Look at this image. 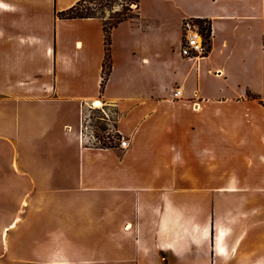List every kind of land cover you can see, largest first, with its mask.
Listing matches in <instances>:
<instances>
[{
	"label": "crops",
	"instance_id": "1",
	"mask_svg": "<svg viewBox=\"0 0 264 264\" xmlns=\"http://www.w3.org/2000/svg\"><path fill=\"white\" fill-rule=\"evenodd\" d=\"M77 1L0 0V264H264V0H138L103 87L102 20L56 16ZM96 98L127 147L80 141Z\"/></svg>",
	"mask_w": 264,
	"mask_h": 264
},
{
	"label": "rangeland",
	"instance_id": "2",
	"mask_svg": "<svg viewBox=\"0 0 264 264\" xmlns=\"http://www.w3.org/2000/svg\"><path fill=\"white\" fill-rule=\"evenodd\" d=\"M123 3L124 1H115V3L111 2L110 4H107L106 6H103V7H99V5L90 3V2L89 3L86 2L84 5L89 6V8H91L90 10L91 14L95 15L96 17L99 16L98 18L101 19L102 22L103 21L108 22L111 20L110 17L114 15V11L122 10L121 5ZM130 8H131L130 9L131 13L135 12L136 3L135 2L131 3ZM128 27H129L128 22H123L122 25L115 30V33H114L115 37L120 38L121 35L128 34L130 32ZM172 51H177V46L175 43H173L168 49V52H172ZM125 75L127 76L131 75L132 77L143 78L144 71L142 70L140 71L139 69L137 70L132 69L131 73H126ZM101 81H102V78H101ZM104 82L105 81H102V87L104 85ZM118 84L116 83L112 84L111 86L112 92H115L119 88ZM1 107L2 105L0 103V112L2 110ZM106 112L107 111L105 109V106H104V111L101 110L100 108H96V109L85 108L84 110V113L85 115H87V118L86 120L83 121V126H85L83 128V132H85L88 136H90L88 137L89 139L91 138V135H93L95 139L92 138L90 140L92 141V143H95L97 145H104V144L109 145L111 143L117 142V139H116L117 135L114 130V117L112 116L111 113L106 114ZM80 116H81V112L79 115V121H80ZM103 118L106 119V121L103 120ZM8 190L9 192L7 193V197L10 196V199H11L9 200V208L10 206H13V210H15L17 206V202L18 200H20L19 193L17 192L15 188H12V187H8ZM23 203L24 201L21 202V204ZM0 204H2V202H0ZM13 257H17L19 259L11 260L9 257L6 264H37L32 259L33 252L31 249H19V255L13 254Z\"/></svg>",
	"mask_w": 264,
	"mask_h": 264
},
{
	"label": "built area",
	"instance_id": "3",
	"mask_svg": "<svg viewBox=\"0 0 264 264\" xmlns=\"http://www.w3.org/2000/svg\"><path fill=\"white\" fill-rule=\"evenodd\" d=\"M205 23H202L199 19L194 17H185L181 23V37L179 40V53L184 57L189 58H198L206 55L210 49V33L207 30H203ZM182 88L175 87L172 93L174 98L181 97ZM101 101L100 106L94 105L93 99L90 103H84L83 106H86L88 109L100 108L104 111L105 102L102 99L96 98ZM87 115H85L84 110H81L80 116V129H79V138L81 142L92 143L90 139H95L93 135L89 139L85 132H83V121L86 120ZM117 142L120 147H127V140L123 137H117Z\"/></svg>",
	"mask_w": 264,
	"mask_h": 264
},
{
	"label": "trees",
	"instance_id": "4",
	"mask_svg": "<svg viewBox=\"0 0 264 264\" xmlns=\"http://www.w3.org/2000/svg\"><path fill=\"white\" fill-rule=\"evenodd\" d=\"M115 1H124L121 5V11H114V15L110 17V21L102 22L103 28V36H104V59L101 69V78L102 81H106L111 69V55H110V43H111V30L118 26L119 23L138 17V0H79L72 6L67 9L57 11L56 16L63 19H73V18H86V17H96L95 15L91 14L89 6H85L84 4L87 3H94L99 5V7L106 6L111 2ZM135 2L136 3V10L135 12H130V4ZM99 17V16H98ZM202 23H205L203 30H207L210 33V22L206 19H199ZM101 81V86H102ZM117 135V134H116ZM119 138L120 136L117 135ZM117 142L111 143L109 145H101V146H114Z\"/></svg>",
	"mask_w": 264,
	"mask_h": 264
},
{
	"label": "bare ground",
	"instance_id": "5",
	"mask_svg": "<svg viewBox=\"0 0 264 264\" xmlns=\"http://www.w3.org/2000/svg\"><path fill=\"white\" fill-rule=\"evenodd\" d=\"M94 105H95L96 107L99 106V105H101V101H100V100H95Z\"/></svg>",
	"mask_w": 264,
	"mask_h": 264
}]
</instances>
